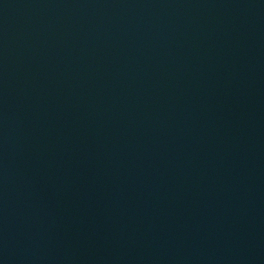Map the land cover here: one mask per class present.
Listing matches in <instances>:
<instances>
[{
	"label": "water",
	"instance_id": "water-1",
	"mask_svg": "<svg viewBox=\"0 0 264 264\" xmlns=\"http://www.w3.org/2000/svg\"><path fill=\"white\" fill-rule=\"evenodd\" d=\"M0 264H264V0H0Z\"/></svg>",
	"mask_w": 264,
	"mask_h": 264
}]
</instances>
